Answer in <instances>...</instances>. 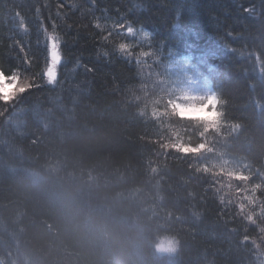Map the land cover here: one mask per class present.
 <instances>
[{
  "label": "trees",
  "instance_id": "16d2710c",
  "mask_svg": "<svg viewBox=\"0 0 264 264\" xmlns=\"http://www.w3.org/2000/svg\"><path fill=\"white\" fill-rule=\"evenodd\" d=\"M0 71V264H259L264 0H0ZM189 78L215 127L168 115Z\"/></svg>",
  "mask_w": 264,
  "mask_h": 264
},
{
  "label": "clouds",
  "instance_id": "9594fccd",
  "mask_svg": "<svg viewBox=\"0 0 264 264\" xmlns=\"http://www.w3.org/2000/svg\"><path fill=\"white\" fill-rule=\"evenodd\" d=\"M24 82L21 81L19 87H23ZM17 89V85L13 83H7L0 77V100L6 101L10 93ZM168 103L169 113L168 115L177 116L182 119L193 120L196 122H205L210 127H215V121L218 113L215 111L216 101L208 96L205 99V95L195 94L194 89L185 88L177 93L176 97L170 101L167 97L164 98ZM179 100V102H177ZM159 102V101H158ZM211 106L212 110H209ZM184 152L195 151L194 149H182ZM169 252H174L176 249L170 245L167 249Z\"/></svg>",
  "mask_w": 264,
  "mask_h": 264
},
{
  "label": "snow or ice",
  "instance_id": "6c2138e0",
  "mask_svg": "<svg viewBox=\"0 0 264 264\" xmlns=\"http://www.w3.org/2000/svg\"><path fill=\"white\" fill-rule=\"evenodd\" d=\"M21 27L22 28L24 27L23 22H21ZM96 27H100V25L97 24ZM118 27H123V25H119ZM126 33L132 34L133 28L128 27L126 29ZM144 35L147 36V34ZM47 41H48V46H47L48 63H47L46 71L43 73V75L44 77H46L47 82L49 84H53L57 80L58 65H60L62 61V53L60 50L61 39L58 35H47ZM119 48L122 52L128 51L125 44H120ZM0 77H2L7 83L14 82L17 85V89L12 92V95H10L5 102L14 100L18 94H23L31 87H33V85L29 83V80L27 78L23 80L24 82L23 87H19L21 82L19 73L14 72L11 75H5L3 71H0Z\"/></svg>",
  "mask_w": 264,
  "mask_h": 264
},
{
  "label": "rangeland",
  "instance_id": "374dc122",
  "mask_svg": "<svg viewBox=\"0 0 264 264\" xmlns=\"http://www.w3.org/2000/svg\"><path fill=\"white\" fill-rule=\"evenodd\" d=\"M179 80H181V78H179ZM182 84H183V82H182ZM185 88H192V89H194V93L195 94L205 95V99L208 96H210L216 101L215 95L210 90H208L207 88H203L202 86H200L195 78H189L185 85H181L180 91L185 89ZM13 91H15V90H13ZM10 95H12V93H10ZM209 110H212L211 106L209 107ZM206 144L207 143H205L203 141V145L201 147H199L197 150L193 151L195 153V155H197V154H200V155L209 154L210 150L209 149H205ZM231 176L233 178H235V179H238V180L242 181V178L240 176H238V175H231ZM255 230H256L255 231L256 233H258V232L260 233V231H258V229H256V227H255ZM258 237H259L258 238V245L264 246V242L261 241L262 237L259 236V235H258ZM170 245L174 246L175 249H176V244H175V242L173 240H171L169 238H161L157 242L156 250L159 253L163 254V255H166V256H169V257H173L176 250L174 252H169V251L166 250ZM255 249H256L255 257L258 259V263L259 264H264V249L261 250L258 246H257V248L255 247Z\"/></svg>",
  "mask_w": 264,
  "mask_h": 264
}]
</instances>
